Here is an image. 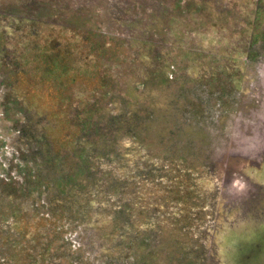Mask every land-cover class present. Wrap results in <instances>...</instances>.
<instances>
[{
  "label": "rangeland",
  "instance_id": "obj_1",
  "mask_svg": "<svg viewBox=\"0 0 264 264\" xmlns=\"http://www.w3.org/2000/svg\"><path fill=\"white\" fill-rule=\"evenodd\" d=\"M19 1L0 0V9ZM43 1L63 9L57 15L62 23L35 25L31 37L18 38L22 43L12 31L6 59L11 62L0 66V172L17 165L14 157L22 150L18 130L29 122L36 121L46 137L50 130L43 123H48L62 137L65 128L71 125L78 132L90 117L98 123L107 114L129 120L138 127L134 137L126 133L115 146L121 160L130 162L126 169L118 168L119 175L128 177L125 195L130 204L157 215V232H150L162 246V264H182V253L193 260L188 264H206L211 210L219 200L214 182L226 172L224 190L232 193L226 182L240 178L246 164L226 161L222 152L238 136L237 111L247 110L237 92L249 90L239 82L245 73L254 74L244 49L250 39L264 38V0L257 11L258 0ZM7 22L20 20L0 15V27ZM127 24L141 28L142 44L134 43L138 39ZM7 36L0 32V45L8 43ZM260 67L264 75V65ZM14 68L22 72L15 74ZM148 157L156 167L166 159L167 171L146 180L136 175L135 164ZM184 160L187 170L173 166ZM243 174L264 184V164ZM235 184L242 193L243 185ZM242 197L238 203L224 198L231 209L224 222L231 228L219 237L224 241L219 255L224 264H264V199ZM23 200L35 205L29 196ZM258 206L263 209L255 218L251 214ZM4 211L0 197V213ZM137 212L144 224L147 216Z\"/></svg>",
  "mask_w": 264,
  "mask_h": 264
},
{
  "label": "trees",
  "instance_id": "obj_2",
  "mask_svg": "<svg viewBox=\"0 0 264 264\" xmlns=\"http://www.w3.org/2000/svg\"><path fill=\"white\" fill-rule=\"evenodd\" d=\"M258 1L256 11L261 8L260 4L263 5L262 0ZM62 11L43 0H20L17 4L1 7V16L16 17L20 22H7L0 27V32L8 35V43L0 45V66H8L11 62L7 60H10L8 49L13 42H10L12 31H16L17 40L29 38L35 25L48 21L61 24L57 15ZM121 23L122 28L126 26L125 22ZM128 26L138 39L133 40L134 43L142 44L139 41L141 28ZM26 41L30 42L23 40ZM137 50L134 52L140 54L141 50ZM12 72L22 71L14 68ZM91 118L78 132L71 125L66 126L62 137L55 131L56 127L43 122L50 130L47 137L43 128L39 130L34 125L36 121L18 130L22 150L19 149V155L14 157L17 165L4 166L0 172V197L5 203V211L0 213V264H162V246L155 244L150 232L152 229L157 232V215L151 210L146 212L144 205L130 204L124 190L128 177L118 173L119 167L126 169L130 162L121 160L116 143L126 133L134 137L138 127L111 114L101 118L99 123ZM95 155L101 157L96 159ZM160 162L163 165L156 167L152 157L140 159V164H135L136 175L146 177L144 180L154 174L162 176L168 162L166 159ZM176 162L173 163L175 168L186 169L185 160L184 163ZM27 196L35 205L23 204ZM15 200L18 202L14 203ZM138 209L142 216H147L144 224L139 221ZM181 256L179 262L182 264L192 260L185 253Z\"/></svg>",
  "mask_w": 264,
  "mask_h": 264
},
{
  "label": "flooded vegetation",
  "instance_id": "obj_3",
  "mask_svg": "<svg viewBox=\"0 0 264 264\" xmlns=\"http://www.w3.org/2000/svg\"><path fill=\"white\" fill-rule=\"evenodd\" d=\"M251 41L247 42V45L245 46V51L249 56L248 61L252 64L254 74L249 75L245 73L243 79L241 78L242 82H239L240 86L242 85V83L248 84L249 90H242L237 92L238 95H240L238 97L242 98V104L244 105L245 109L247 108V110L237 111L238 115L240 116L237 121L239 131L237 134L238 136H234V138H231V140L227 142V147H223V149H225L222 152L225 155L226 161L230 158H233L236 160H240L241 162L246 164L241 167L242 171L240 173V178L234 179L235 177H230V179L232 180H227L226 182V188L232 189V193H226L227 190H224V173L226 172L223 171V177L220 182H214V190L217 191V196L219 200L215 202V206L212 207L211 210V213H213V223L212 225H208L209 239L207 240V243H205L206 264H224V259L220 258L217 253L220 251V242L224 243V241L222 239L220 240L219 237H225L224 230L231 228H226L225 225L227 224V222H224V218L228 216L227 214L229 212H231V209L228 206V202L224 201V198H226V200L231 199V202H237L236 199H245H243L242 197L243 194L248 196L254 194L255 196H258V200L261 201L262 199H264V184L251 178L250 176L243 174L246 168L257 170L261 167L262 164H264V150L261 152L260 155H256L253 158L235 157L230 155L233 144H236V142H234V139L237 141L238 144V141L244 140L246 137L250 136V132L253 130H258L260 132L259 134L264 133V115L261 117V114H263L264 111V75L262 74V68L260 67L261 64L264 65V38L261 36L255 41ZM252 88L253 90H251ZM223 154L219 159L224 158ZM212 168V166H209V168L207 169L209 170V172H211L214 169ZM235 181L237 184L243 185L244 191L242 190V193H238L235 191ZM231 204L232 203H229V205ZM234 208L238 209L236 206ZM262 209L263 207L261 206V211H259L260 207L258 206L257 213L254 212L250 214L252 216L256 215L254 216L255 218H259L260 214L262 213ZM256 247L259 248L260 246L256 244Z\"/></svg>",
  "mask_w": 264,
  "mask_h": 264
},
{
  "label": "water",
  "instance_id": "obj_4",
  "mask_svg": "<svg viewBox=\"0 0 264 264\" xmlns=\"http://www.w3.org/2000/svg\"><path fill=\"white\" fill-rule=\"evenodd\" d=\"M253 135L246 137L231 150L232 156H240L243 158H253L260 155L264 150V133L259 134L258 130H253Z\"/></svg>",
  "mask_w": 264,
  "mask_h": 264
}]
</instances>
